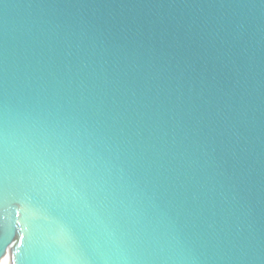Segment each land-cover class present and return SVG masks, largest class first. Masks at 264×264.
Returning a JSON list of instances; mask_svg holds the SVG:
<instances>
[{
    "label": "water",
    "instance_id": "1",
    "mask_svg": "<svg viewBox=\"0 0 264 264\" xmlns=\"http://www.w3.org/2000/svg\"><path fill=\"white\" fill-rule=\"evenodd\" d=\"M0 264H264V0H0Z\"/></svg>",
    "mask_w": 264,
    "mask_h": 264
}]
</instances>
